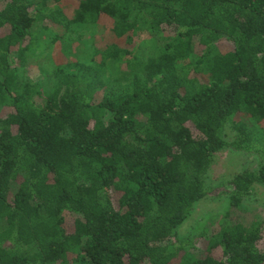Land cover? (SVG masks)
<instances>
[{"label": "trees", "instance_id": "trees-1", "mask_svg": "<svg viewBox=\"0 0 264 264\" xmlns=\"http://www.w3.org/2000/svg\"><path fill=\"white\" fill-rule=\"evenodd\" d=\"M62 1L0 0V264H264V217L178 235L264 190V0ZM46 46L66 62L33 82ZM225 150L256 169L209 192Z\"/></svg>", "mask_w": 264, "mask_h": 264}, {"label": "rangeland", "instance_id": "rangeland-1", "mask_svg": "<svg viewBox=\"0 0 264 264\" xmlns=\"http://www.w3.org/2000/svg\"><path fill=\"white\" fill-rule=\"evenodd\" d=\"M76 4V0H63L60 8L67 16L71 17ZM167 36H169V34H167ZM95 37L96 46L99 48L103 47L111 38L107 32L100 33V35ZM149 38L150 34L142 30L140 44H137L138 48L135 46L137 48V50L135 49L134 51L135 57L144 59L152 55V42L147 43ZM220 49L226 51L228 47L222 45ZM65 62L66 59L57 46H46L44 50L37 52L26 64L24 75L33 82L39 80L48 81L53 67ZM249 163H252V167L256 169V163L252 157H245L240 154L232 153L229 150L219 153L214 159V164L210 170V177L207 180V186L208 189H210L209 192L226 183L230 177L241 172ZM254 194V198L250 201L243 202L240 208L230 207L224 199H213L210 194L209 197H206L195 206L192 215L180 227L178 235L183 245L188 241V239L186 241V238L191 237V249L204 253L208 241L202 236L203 233H212L220 224L232 225L238 222L248 226L262 219L264 217L263 188L257 187ZM212 195H217V193L214 192Z\"/></svg>", "mask_w": 264, "mask_h": 264}]
</instances>
